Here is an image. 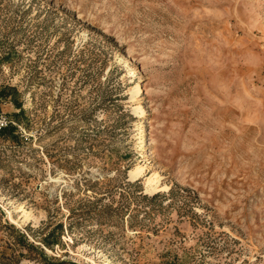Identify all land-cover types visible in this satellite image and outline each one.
Segmentation results:
<instances>
[{
  "label": "rangeland",
  "instance_id": "374dc122",
  "mask_svg": "<svg viewBox=\"0 0 264 264\" xmlns=\"http://www.w3.org/2000/svg\"><path fill=\"white\" fill-rule=\"evenodd\" d=\"M0 264H264V0H0Z\"/></svg>",
  "mask_w": 264,
  "mask_h": 264
},
{
  "label": "bare ground",
  "instance_id": "6f19581e",
  "mask_svg": "<svg viewBox=\"0 0 264 264\" xmlns=\"http://www.w3.org/2000/svg\"><path fill=\"white\" fill-rule=\"evenodd\" d=\"M139 90H140V88L138 86H136L135 90H133V91H135V93H138ZM140 114H141V117L144 116L143 110H140ZM142 128L143 127L141 125L140 129H142ZM141 172H142V168H140V167L132 168L127 173L128 180L131 182L136 181L137 178L139 177V175L141 174ZM145 186H146V192L147 193H155L161 189H166V187H159L158 179H157V177H155V175H154V178L147 180V183L145 184Z\"/></svg>",
  "mask_w": 264,
  "mask_h": 264
}]
</instances>
